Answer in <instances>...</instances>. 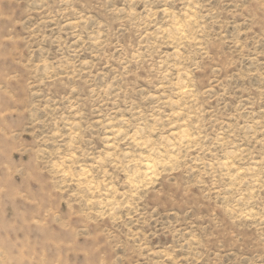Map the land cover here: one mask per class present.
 <instances>
[{
	"label": "rangeland",
	"instance_id": "374dc122",
	"mask_svg": "<svg viewBox=\"0 0 264 264\" xmlns=\"http://www.w3.org/2000/svg\"><path fill=\"white\" fill-rule=\"evenodd\" d=\"M0 264H264V0H0Z\"/></svg>",
	"mask_w": 264,
	"mask_h": 264
},
{
	"label": "bare ground",
	"instance_id": "6f19581e",
	"mask_svg": "<svg viewBox=\"0 0 264 264\" xmlns=\"http://www.w3.org/2000/svg\"><path fill=\"white\" fill-rule=\"evenodd\" d=\"M185 26H186V25H185ZM179 27H180V26H179ZM181 27H182V26H181ZM174 28H175V27H174ZM180 29H182V28H180ZM176 31H177V30H176ZM177 76H178V75H177ZM178 79H179V78H178ZM179 81H180V80H179ZM181 130H183V129H181ZM183 132H185V131H183ZM183 132H182V133H183ZM182 133H181V134H182ZM183 134H185V133H183ZM187 138H188V137H187ZM172 148H173V147H172ZM142 157H143V156H142ZM144 157H145V156H144ZM145 158H146V157H145ZM140 160H141V159H140ZM149 161H150V160H149ZM152 162H153V161H152ZM224 162H225V161H224ZM147 165L149 166L150 164H146V168L148 167ZM133 166H134V165H133ZM133 169H134V168H133ZM149 169H150V168H149ZM152 169H153V167H152ZM149 171H150V170H149ZM142 173H143V172H142ZM105 193H106V192H105Z\"/></svg>",
	"mask_w": 264,
	"mask_h": 264
}]
</instances>
